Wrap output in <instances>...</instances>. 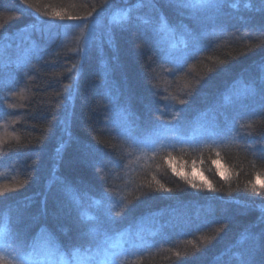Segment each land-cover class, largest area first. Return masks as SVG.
I'll list each match as a JSON object with an SVG mask.
<instances>
[{
    "label": "trees",
    "instance_id": "trees-1",
    "mask_svg": "<svg viewBox=\"0 0 264 264\" xmlns=\"http://www.w3.org/2000/svg\"><path fill=\"white\" fill-rule=\"evenodd\" d=\"M0 63V264H264V0H0Z\"/></svg>",
    "mask_w": 264,
    "mask_h": 264
},
{
    "label": "rangeland",
    "instance_id": "rangeland-1",
    "mask_svg": "<svg viewBox=\"0 0 264 264\" xmlns=\"http://www.w3.org/2000/svg\"><path fill=\"white\" fill-rule=\"evenodd\" d=\"M92 27L93 26H88V27L86 26V28H84V29L83 28H78V29H76V28H67L65 30V35L67 37H71V38H73L74 36H76V37L78 36L81 44L83 45V47H86L88 45V42L90 41L91 36L93 35V31H92L93 28ZM81 44H80V46H81ZM30 49H32L31 46H29L27 49H25V47H24L25 53L23 51L22 52L17 51L16 53H14L9 58L11 59V61L14 62V64H18V63L23 61L24 55ZM0 65H3V63H0ZM127 246H128L127 249H124L126 247L125 246L123 247V246L120 245V247H118V248H120L119 251H117L118 248L117 249L113 248L114 249L113 251L112 250L108 251V249H107L106 250V255L103 256V257H105V260L109 262V261H111V259L116 257V254L125 252L126 250L131 248L129 245H127ZM122 249H124L125 251L122 250ZM58 262H60L59 264H70L68 261H66L64 259H59Z\"/></svg>",
    "mask_w": 264,
    "mask_h": 264
}]
</instances>
